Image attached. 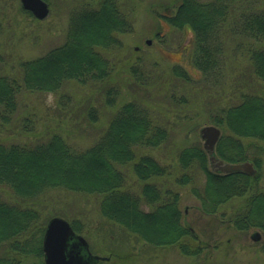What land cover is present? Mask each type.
<instances>
[{"label":"trees","instance_id":"1","mask_svg":"<svg viewBox=\"0 0 264 264\" xmlns=\"http://www.w3.org/2000/svg\"><path fill=\"white\" fill-rule=\"evenodd\" d=\"M163 9L171 26L192 31L193 64L207 82L223 75L226 36L230 34L249 40L239 49L264 83V6L256 8L252 0H180ZM134 23V13L119 0H89L77 6L70 13L63 43L23 60L19 75L0 73V120L5 124L11 121L23 92L54 93L67 82L87 86L109 81L116 65L109 53L123 47L119 36L131 33ZM176 73L186 78L184 73ZM101 86L105 104L114 108L119 85ZM214 113L212 121L222 131L215 155L230 163L250 160L257 166L252 145L244 140L264 141V95L243 94L238 103ZM97 116L95 109L89 111L91 121L96 122ZM21 129L34 130L31 117L22 119ZM169 135L148 106L133 100L118 106L107 128L88 147L72 144L58 133L28 143L0 140V185L17 197L11 201L0 196V248H5L0 264H24L28 258L43 257L49 220H42L39 210L29 202L55 188L100 195L102 215L142 243L199 256L207 244L184 221L178 192L151 181L169 176L171 166L140 153L144 148L161 146ZM209 157L198 143L184 147L178 155L183 172L175 182L193 183L194 171H201L204 183L193 188L201 212L215 215L223 204L241 198V206L229 215L223 213L222 221L238 231L259 229L264 235V188L258 171L254 175L217 172ZM125 166L143 182L139 193L127 187ZM97 264L127 263L123 256L109 255Z\"/></svg>","mask_w":264,"mask_h":264},{"label":"rangeland","instance_id":"2","mask_svg":"<svg viewBox=\"0 0 264 264\" xmlns=\"http://www.w3.org/2000/svg\"><path fill=\"white\" fill-rule=\"evenodd\" d=\"M44 1L49 5V15L39 20L23 8L21 0H0L1 74L19 75V64L23 60L38 57L63 43L71 11L89 0ZM119 1L132 10L135 23L131 33L119 36L123 47L109 53L116 64L111 79L106 84L91 86L67 82L54 93L23 92L11 121L5 124L0 120V140L28 143L58 133L68 142L84 148L93 144L104 132L121 104L134 100L148 106L157 121L170 132L169 139L161 146L140 151L153 156L161 164L171 166L169 176L151 181L178 192L184 221L207 245L199 256L192 257L183 255L174 247L159 248L144 244L102 215L101 196L97 194L55 188L29 202V205L39 210L44 221L60 217L75 225L80 231L78 233L89 242L93 254L115 258L123 256L127 264H264L262 231L251 229L241 232L222 221L223 213L229 215L241 206V198L223 204L215 215H205L193 193L194 187L203 185V173L194 171L193 183L178 185L175 182L183 172L178 165L180 151L194 143L204 146L201 129L205 126L218 127L212 121L215 111L238 103L241 95L246 93L264 95V83L255 75L248 57L239 49L249 40L245 36L227 33L223 75L217 81L207 82L193 64L192 31L177 29L163 17L167 13L163 7L180 0ZM252 5L256 8L264 6V0H252ZM178 70L186 78L177 76ZM114 83L119 85L120 94L116 106L112 108L105 104V90L100 87ZM92 109L98 114L96 122L89 119ZM26 116L32 118V132L21 129V121ZM244 142L252 145L251 153L258 161L256 168L263 189L264 141L246 139ZM123 170L126 171L127 187L139 193L143 182L130 166L123 167ZM0 196L17 200L8 187L1 185ZM256 233L260 234L258 240ZM4 251L5 248H0V257L5 254ZM24 264L45 262L43 257L28 258Z\"/></svg>","mask_w":264,"mask_h":264},{"label":"water","instance_id":"3","mask_svg":"<svg viewBox=\"0 0 264 264\" xmlns=\"http://www.w3.org/2000/svg\"><path fill=\"white\" fill-rule=\"evenodd\" d=\"M23 8L31 12L37 19H45L49 15L48 3L44 0H21ZM150 43V42H148ZM221 130L216 126H205L201 129L204 148L210 155L212 167L217 172H256L253 163H228L215 155V146L220 138ZM43 256L45 264H97L104 257L90 252L86 239L77 234L72 225L60 217L51 218L45 228L43 238Z\"/></svg>","mask_w":264,"mask_h":264}]
</instances>
